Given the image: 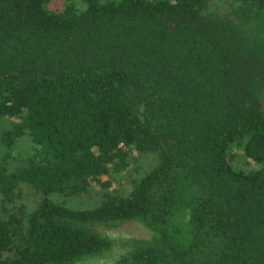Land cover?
<instances>
[{
    "label": "trees",
    "instance_id": "trees-1",
    "mask_svg": "<svg viewBox=\"0 0 264 264\" xmlns=\"http://www.w3.org/2000/svg\"><path fill=\"white\" fill-rule=\"evenodd\" d=\"M51 1L0 0V145L31 142L0 194L40 197L0 218V264H74L126 221L148 237L121 264H264V0ZM132 151L154 163L126 195L49 198L108 187Z\"/></svg>",
    "mask_w": 264,
    "mask_h": 264
},
{
    "label": "rangeland",
    "instance_id": "rangeland-1",
    "mask_svg": "<svg viewBox=\"0 0 264 264\" xmlns=\"http://www.w3.org/2000/svg\"><path fill=\"white\" fill-rule=\"evenodd\" d=\"M220 0H210V3H217ZM68 0H53L48 7L61 11ZM79 7L82 5L79 4ZM15 119L5 118L0 121V135L11 128ZM6 149L0 145V160L4 161L5 167L9 171H16L25 164L29 153L31 152V142L27 135L20 136L15 143L13 150L6 155ZM233 166L241 169L253 167V163L244 158L241 149L232 147ZM3 159V160H2ZM154 163V156L147 153H138L132 151L128 157V164L118 173H110L103 176L102 180H109L108 187L103 188L96 182L90 183V186L76 195L51 194L49 198L55 202L64 204L73 209H88L97 206L104 200V194L110 196L126 195L130 189L132 180L140 177ZM40 197L25 187L17 188L7 198H2L0 194V218L7 219L9 216H20L23 212H29ZM107 235L111 241V247L100 255L84 258L74 264H121L120 260L125 255V248L120 246V242L129 237H148L147 230L136 221H126L118 225L117 228L100 231Z\"/></svg>",
    "mask_w": 264,
    "mask_h": 264
}]
</instances>
